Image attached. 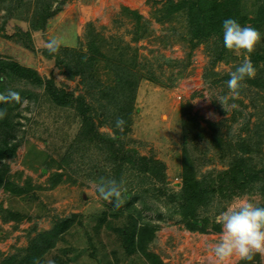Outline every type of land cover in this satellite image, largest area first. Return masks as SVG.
I'll use <instances>...</instances> for the list:
<instances>
[{
	"label": "rangeland",
	"instance_id": "obj_1",
	"mask_svg": "<svg viewBox=\"0 0 264 264\" xmlns=\"http://www.w3.org/2000/svg\"><path fill=\"white\" fill-rule=\"evenodd\" d=\"M15 1L0 0V59L31 70L42 83L38 87L17 81L6 91L14 99L11 113H6L12 122L4 126L0 119V144L14 151L0 160V171L10 184L0 187V264H147L139 254L126 252L119 233L100 222L106 208L86 176L102 161L109 166L107 146L112 152L118 140L126 153L134 150L164 165L162 185L170 193L181 188L186 153L197 178L229 169L228 157L234 155L251 159L264 171V17L256 11H264V0H243L239 17L262 34L251 60H261L253 63L256 76L246 81L238 99L230 97L226 82L247 54L228 51L223 39L208 45L198 42L184 14L159 20L178 0ZM4 4L14 8L8 12ZM134 12L143 18L142 26ZM20 32L29 35L26 42L15 36ZM91 36L95 63L81 76L80 57L91 56ZM52 39L60 44L56 54L46 48ZM120 66L143 77L133 97L134 80L129 81L132 87L117 82ZM151 76L155 82L147 79ZM54 89L72 95L70 109L50 98ZM17 92L28 96L18 98ZM111 92L121 107L132 104L127 129L125 123L118 129L110 115L117 106L109 98ZM220 96L230 97L224 108L217 102ZM79 97L92 112V140H82L87 129L74 109ZM218 140L230 146L224 159L214 147ZM243 199L260 204L257 196ZM148 202L146 207L135 202L142 211L137 222L159 224L148 249L163 264H217L211 246L219 241L222 227L219 234L190 233L178 216H166L161 202ZM156 209L163 218H157ZM123 217L118 215L115 228L124 226ZM70 222L68 231L58 230ZM54 238L56 247L47 250ZM254 257L253 264H264V255ZM239 262L234 257L230 264Z\"/></svg>",
	"mask_w": 264,
	"mask_h": 264
},
{
	"label": "trees",
	"instance_id": "obj_2",
	"mask_svg": "<svg viewBox=\"0 0 264 264\" xmlns=\"http://www.w3.org/2000/svg\"><path fill=\"white\" fill-rule=\"evenodd\" d=\"M20 1L16 0L15 2ZM1 3V2H0ZM5 3V2H3ZM245 7L243 0H178L172 2L167 8V12L164 13L163 17L159 20H168L176 17L178 14H184L187 17V23L189 24L190 34L195 40L200 43H213L215 41H221L223 39L222 22L227 18H233L237 20L242 26L245 25V21L240 18V13ZM3 8L10 12L13 8L11 5H3ZM257 12H260V16L264 17V11L257 8ZM8 13H6L7 15ZM132 16L139 21L143 20L136 12L131 13ZM9 16V14H8ZM144 22H141L142 26ZM258 24V23H257ZM259 26V24H258ZM36 27L32 26V30L35 31ZM15 36L22 38V41L26 42L29 39V35L25 32L18 33ZM20 41V40H19ZM90 44V57L78 56L83 63L80 66V75L85 76L86 72H89L94 67V54L96 53V44L94 38L91 36L89 40ZM214 51V49H213ZM214 54H217L214 51ZM74 55V54H72ZM75 55V56H77ZM254 56V55H253ZM253 63L258 64L261 60V56H254ZM85 59V60H83ZM177 64L178 61H172ZM79 64L80 61L78 60ZM173 64H169L171 67ZM183 66L182 64H179ZM118 66V65H115ZM113 68L110 70L112 71ZM115 72V69H113ZM117 72L119 78L117 82H126L129 87H132L129 81L134 80L133 92L131 91L132 97L134 96L135 89L137 87L136 82L140 78H143L141 74L137 72H129V69L120 66ZM149 73H146L148 75ZM180 76V74H179ZM87 77V76H86ZM85 78V77H84ZM147 78V77H146ZM139 79V80H140ZM151 82H155L156 79L151 76L148 77ZM125 80V81H124ZM17 81H24L25 84L31 86L41 87V79L35 75L34 72L21 67L17 63L6 62L0 59V96L7 95L6 91L13 88L14 83ZM97 91V84L93 87ZM130 92V91H129ZM50 98H53L54 102L61 108L70 109L72 107V95L67 94L63 90L50 91ZM97 93V92H96ZM18 98L23 97L25 94L17 92ZM119 106V97L113 96ZM28 96L27 94L24 96ZM126 97V95H125ZM130 97V95H129ZM129 97H127L129 99ZM14 99L10 98L7 101L0 100V111L10 114L11 113V102ZM130 101H132L130 99ZM132 104H127L124 108L115 107V112L110 113L114 116V121L117 118H123L125 121V128L127 129L131 122L132 115ZM80 115L81 121L84 123L87 130H83L82 140L89 138L92 140L94 137H89V128H91L90 121L92 119V113L89 111L90 107L85 105L84 101L80 97L76 101L74 108ZM4 126H9L12 122L8 115H4L3 120ZM85 132V133H84ZM1 142V141H0ZM116 149H112L107 146V161H111L109 166L106 165L105 161H102V166L97 164V167H90L87 178L93 183L98 181L101 177L113 178L117 181H127L131 179L129 186H127L126 200L125 203L115 208L113 204L107 203L102 200L106 210L101 215L100 222H103L106 228L111 231H117L119 238L124 245L126 252L139 254L144 258L147 264H163L160 258L149 251L148 245L155 239L156 233L160 230L159 224H153L150 222H137L138 219H142V211L137 209L135 202H140L143 207L147 206L149 200H155L161 202L165 207V214L173 218L172 216H178L180 223L190 233L197 232L199 234H208V232L219 234L221 232L222 225L216 220L219 214L226 210L232 201L237 198H252L259 197L260 204L258 206L264 207V171L261 168H257L252 163L251 159H244L242 157L229 156V169L224 171H218L214 175L205 174L201 178H197V171L193 159H191L186 153L182 158V184L181 188L177 192H169L167 187L162 184L165 182L164 165L160 161L147 160L143 157H139L134 150H130L131 154L126 153L124 145L118 140ZM241 146V145H240ZM215 150L222 154L223 159L225 154L227 155L228 145H223L221 140H218V144L215 146ZM226 148V149H225ZM106 149V148H105ZM110 150V151H109ZM225 150V151H224ZM240 150L244 152L241 147ZM13 149L7 145V143L0 144V160L8 153H12ZM106 160V159H105ZM66 165H69L66 163ZM4 173L0 171V187L9 188V181L4 177ZM61 176V175H60ZM127 179V180H126ZM94 184V183H93ZM144 185L148 187L143 188ZM97 193V191H96ZM98 194V193H97ZM141 200V201H140ZM125 215L124 226L116 227V221L118 215ZM157 218H163L162 211L156 209ZM108 216L112 217L108 219ZM73 224L67 223L60 225L58 230L68 231ZM51 244L46 247L47 250H52L56 247L55 238L50 242ZM45 249L41 252L43 253ZM257 257H254L253 260ZM253 260L250 262L240 261L238 264H253ZM59 264H67L66 262H60Z\"/></svg>",
	"mask_w": 264,
	"mask_h": 264
},
{
	"label": "clouds",
	"instance_id": "obj_3",
	"mask_svg": "<svg viewBox=\"0 0 264 264\" xmlns=\"http://www.w3.org/2000/svg\"><path fill=\"white\" fill-rule=\"evenodd\" d=\"M223 45L236 55L246 53L247 58L229 73L227 88L232 99H238L246 81L255 78L256 68L251 55L256 51L262 40L261 32L253 26H242L237 20L227 18L222 22ZM46 48L50 54L59 52L60 44L56 39L47 42ZM12 94L0 96V100L7 101ZM229 96H220L217 102L224 108ZM236 108L238 105H231ZM6 113L0 112V119ZM125 121L117 118L116 127L123 129ZM100 199L121 207L126 200L127 189L124 182L113 178L101 177L93 181ZM222 234L218 242L211 246V251L217 264H230L235 257L240 261L250 262L256 254L264 255V207L258 206L251 200L237 198V202L219 214ZM48 264H55L49 260Z\"/></svg>",
	"mask_w": 264,
	"mask_h": 264
}]
</instances>
